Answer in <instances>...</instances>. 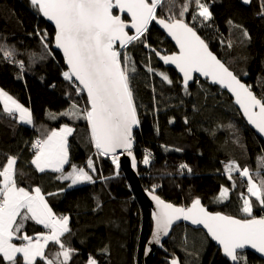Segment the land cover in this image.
<instances>
[{"label":"trees","instance_id":"obj_1","mask_svg":"<svg viewBox=\"0 0 264 264\" xmlns=\"http://www.w3.org/2000/svg\"><path fill=\"white\" fill-rule=\"evenodd\" d=\"M184 2L175 0L172 11L177 16ZM203 2L213 13L212 20L203 24L199 19L193 21L196 6L192 0L185 22L195 27L230 70L252 86L258 98L264 96V18L257 15V0L251 5H244L241 0ZM166 14V9H158V15ZM229 20L233 23L229 24ZM235 25H242L250 39ZM44 32L48 33L51 55L45 53L37 34ZM54 36L55 29L32 7L30 0H0V44L14 47L15 60L25 62L21 72L16 63L4 60L0 54V88L28 107L34 119V125L17 123L2 113L0 105V165L8 155L18 156L17 169L24 173L17 176L19 185L39 186L57 215L70 216L72 231L62 237L65 244L77 250L70 264H86L89 255L98 264H137L142 211L126 179L121 171L117 174L110 157L96 155L87 121L49 117V113L59 114L73 102L80 108L87 107L86 94L77 95L75 86L62 75L67 68L61 54L53 50ZM146 36L156 51H175L174 44L155 25L150 26ZM229 42L232 47L227 46ZM126 51L137 67L131 85L141 124L134 131L133 153L142 186L149 189L158 185L156 194L177 206H189L192 199L199 197L211 212L242 218L241 194L248 195L247 180L238 172H232L229 180L225 165L234 161L241 169L248 167L256 178L258 171L264 172V142L245 123L233 99L219 87L197 79L189 85V95L176 71L164 66L155 53L142 44L129 45ZM149 62L156 72L167 73L173 83L168 85L162 77L149 73ZM170 120L173 122L169 123ZM65 123L75 129L69 137L70 164L86 167L91 157L97 169L93 174L95 183L67 189L69 182L57 180L58 173H39L31 165V142ZM176 148L182 151H175ZM145 150L152 153L150 165L141 163ZM182 163L188 164L192 172L180 170ZM65 171H70V165L65 166ZM224 186L229 188V196L220 202L217 197ZM62 188L67 190L60 192ZM254 214L264 215V210L255 207ZM24 231L35 236L44 228L28 221ZM105 248L107 251H103ZM164 249L167 251L156 253L154 264H169L173 255L181 264H230L204 232L184 224L173 228ZM56 251L58 246L51 243L46 255ZM247 260L248 264H264L250 252ZM37 264L44 262L38 259Z\"/></svg>","mask_w":264,"mask_h":264},{"label":"snow or ice","instance_id":"obj_2","mask_svg":"<svg viewBox=\"0 0 264 264\" xmlns=\"http://www.w3.org/2000/svg\"><path fill=\"white\" fill-rule=\"evenodd\" d=\"M191 2L185 0L177 16L172 11L175 0H30L32 7L55 25V47L62 50L67 65V70L62 73L64 79L75 86L77 95L86 93L87 96V107L80 108L73 102L59 114L49 113V117L87 121L90 142L96 149V155L110 157L117 174L121 167L118 152L130 157L132 168H137L133 153L134 129L140 126L141 121L131 85L137 67L126 51L129 45L142 44L155 52L164 64L174 65L182 74L183 89L189 95V81L193 80L194 73L226 88L235 97V103L247 122L264 135V96L258 98L252 86L243 83L209 50L208 43L198 35L195 27L185 22L184 17ZM252 2L241 0L244 5H251ZM194 3L196 10L192 20L199 19L202 24L211 21L213 13L209 5L203 0H194ZM257 3V15L264 18V0H257ZM158 9L161 12L166 9L167 14L158 15ZM125 13L130 20L123 18L122 14ZM154 21L175 41L179 47L177 53L161 55L148 44L146 34ZM228 23L232 24L233 21L229 20ZM235 26L241 29L244 37L250 39L242 25ZM129 30H134V34L130 35ZM37 34L45 53L51 55L48 33ZM227 46L232 47V43L229 42ZM0 54L4 60L16 63L21 72L24 71L25 62L15 60L17 52L14 47L0 44ZM147 71L162 77V81L168 85L173 83L167 73L156 72L150 62ZM243 75L248 73L244 72ZM0 105L2 113L17 123L34 125L31 110L3 89H0ZM185 123H188L187 119ZM74 131L65 123L58 129L42 134V138H37L31 144L34 149L31 165L39 173H58L57 180L69 182L67 189L96 182L93 174L97 169L91 157L86 167L70 164L69 137ZM174 150L182 151L179 148ZM151 159L152 153L145 150L141 163L150 165ZM18 160V156L8 155L6 162L0 165V264H37L38 259L44 264H70L77 250L62 240L72 231L70 216L57 215L39 186L26 188L19 185L17 176L24 173L17 169ZM65 165H70V171H65ZM179 169L192 172L186 163L180 164ZM225 172L229 180L232 179V172H238L247 180L248 195L241 194L242 218L211 212L199 197L192 199L189 206L166 202L156 194L159 186L153 185L145 189L155 203V210L151 213L154 228L148 243L163 247L161 238L168 237L178 221H188L206 229L207 236L220 246L223 256L231 264H248L247 249L264 257V215L254 214L255 207L264 210V172L258 171L254 178L248 167L241 169L234 161L225 165ZM228 196L229 188L222 187L217 199L223 202ZM28 221L42 225L47 231L35 236L27 234L24 229ZM50 243L57 245L58 251L46 255ZM150 250H146L145 255ZM103 251H107V248ZM86 264H98V261L89 255ZM169 264L181 262L173 255Z\"/></svg>","mask_w":264,"mask_h":264},{"label":"water","instance_id":"obj_3","mask_svg":"<svg viewBox=\"0 0 264 264\" xmlns=\"http://www.w3.org/2000/svg\"><path fill=\"white\" fill-rule=\"evenodd\" d=\"M41 15V14H40ZM123 18H127L128 20H130V17H127V14H122ZM42 18H44L47 23L53 28L55 29V25L53 24V22L47 20V18L43 17L41 15ZM152 25H155L157 27V29L162 32L163 34L166 35V38L170 41L171 44H174V47H175V51H173V53H177L179 51V47L176 45L175 41L172 39L171 36L168 35L167 31L165 29H163L159 24H157L155 21L152 22ZM149 26V28H150ZM129 34H134V30H129ZM199 35V33H198ZM154 49V48H153ZM53 50H56L58 51L60 54H61V57L62 59L64 60V57H63V53H62V50L60 49H57L55 47V43H54V46H53ZM146 50H149L150 52H153L151 51L150 49H147ZM209 50L211 51L210 47H209ZM155 53V52H153ZM161 55H171L172 53L168 54L166 53L165 50H162L161 52H159ZM214 55L217 56V54L213 53ZM157 56V55H156ZM159 58V56H158ZM217 58L219 59V57L217 56ZM160 59V58H159ZM161 60V59H160ZM162 64L164 66H167L169 69H172L173 71L175 70L177 75L183 80V76L182 74L179 72L178 69L175 68L174 65H166L164 64V62L161 60ZM65 63V61H64ZM226 65V64H225ZM66 68H67V65L65 64ZM228 67V66H227ZM199 79V80H202V81H207L209 82V84H211L212 86H215V87H219L220 90L224 91L227 93L228 96H230L232 99H233V103L234 105L237 107L239 113L241 114V116L243 117L245 123L248 125V127H250L251 130H253V132L255 133V135L257 137L260 138V140L262 142H264V135H261L255 128L254 126L250 125L248 122H247V119L244 117L243 115V112L242 110L239 108V105H237L235 103V97L232 95V93H230L226 88H222L220 85L218 84H213L211 82V79L210 78H207V77H204L202 75H200L199 73H194L193 74V80L192 81H189V85L193 84L194 82H196V80ZM243 83H245L243 80H241ZM246 84V83H245ZM86 94V93H85ZM87 97V96H86ZM139 128V127H138ZM136 128V129H138ZM134 129V131L136 130ZM134 135H135V132H134ZM133 151H134V146H133ZM118 155L120 156V169L119 171H121V174L122 176H124V178L126 179L127 181V184L128 186L130 187L131 189V192L133 194V196L135 197L136 201H138V204H139V207H141V211H142V214H141V218H142V226H141V232H140V237H139V245L137 247V255H136V261H137V264H154V258H155V255L158 251H165L164 249V243L166 241H168L169 239V236L171 235L173 229L170 231V234L168 237H162L161 238V244L163 245V247H161L160 245H155V244H149L148 241L151 239V233L153 231V228H154V222L152 220V216H151V213L155 210V203L154 201H152L150 199V197L147 195V192L145 191V188L144 186H142V183H141V175L139 174V164L137 163V168L136 169H133L132 166H131V158L128 157L126 154H123V155H120L119 152H118ZM135 155V154H134ZM136 157V156H135ZM167 202V201H166ZM150 223L152 224L151 225V232L150 231V228H149V225ZM181 224H184L185 226L189 227V228H193L195 230H199V231H202L205 233V235L207 236V230L204 229L202 226H196V225H192L190 222L188 221H178L174 226L173 228L177 227V226H180ZM150 233V234H149ZM208 239L211 241V243L213 245H215V247H217L218 251L221 252V255L222 257L223 254H222V250L220 249V246L211 239V237L207 236ZM148 249H151L150 251H148V254L145 255V252L146 250ZM247 252H250L251 254H253L254 256H257L259 257L260 259H262L264 261V257H261L260 254L258 253H255L254 250H251V249H247L246 250V253ZM225 258V257H224ZM227 259V258H225ZM227 261L231 264V262L227 259Z\"/></svg>","mask_w":264,"mask_h":264},{"label":"built area","instance_id":"obj_4","mask_svg":"<svg viewBox=\"0 0 264 264\" xmlns=\"http://www.w3.org/2000/svg\"><path fill=\"white\" fill-rule=\"evenodd\" d=\"M37 138H40V137H37ZM37 138H35L32 142H34ZM32 142H31V144H32ZM31 144H30L29 148H30V151L34 153V149H32Z\"/></svg>","mask_w":264,"mask_h":264},{"label":"crops","instance_id":"obj_5","mask_svg":"<svg viewBox=\"0 0 264 264\" xmlns=\"http://www.w3.org/2000/svg\"><path fill=\"white\" fill-rule=\"evenodd\" d=\"M66 166V165H65ZM46 198V197H45ZM47 230L46 229H44V232H46ZM14 243H16V242H14ZM51 245V243L49 244V246ZM48 249H49V247L46 249V251H48Z\"/></svg>","mask_w":264,"mask_h":264},{"label":"rangeland","instance_id":"obj_6","mask_svg":"<svg viewBox=\"0 0 264 264\" xmlns=\"http://www.w3.org/2000/svg\"><path fill=\"white\" fill-rule=\"evenodd\" d=\"M1 89V88H0ZM5 91V90H4ZM26 107V106H25ZM80 185H82V184H80ZM77 186H79V185H77ZM225 187V186H224ZM150 234V233H149ZM193 246V245H192Z\"/></svg>","mask_w":264,"mask_h":264}]
</instances>
